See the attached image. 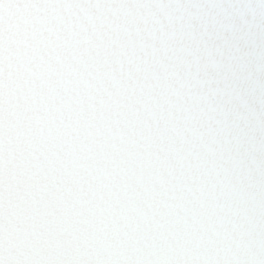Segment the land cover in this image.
Masks as SVG:
<instances>
[{"label":"snow or ice","instance_id":"6c2138e0","mask_svg":"<svg viewBox=\"0 0 264 264\" xmlns=\"http://www.w3.org/2000/svg\"><path fill=\"white\" fill-rule=\"evenodd\" d=\"M0 264H264V0H0Z\"/></svg>","mask_w":264,"mask_h":264}]
</instances>
